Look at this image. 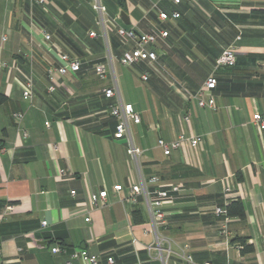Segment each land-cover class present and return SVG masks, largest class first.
I'll return each instance as SVG.
<instances>
[{
	"label": "crops",
	"instance_id": "0c3cea01",
	"mask_svg": "<svg viewBox=\"0 0 264 264\" xmlns=\"http://www.w3.org/2000/svg\"><path fill=\"white\" fill-rule=\"evenodd\" d=\"M44 1L0 0V37H7L0 40V64H6L0 67V94L6 98L0 105L5 264H85L70 259L80 249L97 255V264H108V257L112 264H187L183 255L194 264H264V131L251 122L255 112L264 116V0H181L177 5L98 0L107 19L119 17L115 26L105 27L94 0ZM173 11L179 18H159ZM119 25L138 33H167L153 46L156 62L130 65L147 83L131 84L135 96L122 89L126 78L113 67L134 47L118 36ZM230 46L235 64L215 68ZM56 49L79 61L80 71L50 82L46 70L59 64ZM96 62L106 67L103 79L95 74ZM210 75L216 79L210 92L214 108H199L187 96ZM29 81L31 103L22 98ZM49 85L54 91H47ZM110 88L115 94L107 98L103 91ZM119 103L132 104L140 116V124L129 126L131 142L141 152L135 157L127 153L125 139L113 137L109 110ZM15 113L23 115L20 122ZM179 133L199 136L201 144L164 156L157 140L170 142ZM224 184L230 189L227 198ZM115 185L122 190L113 191ZM132 185L149 191L180 188L165 202L157 228L170 250L164 262L156 250L148 251L154 234L142 232L149 215L143 192L130 201ZM102 190L108 192L104 205L91 208L89 194ZM235 201L242 203L243 219L226 222L213 213L214 207ZM237 239H245L252 250L241 253ZM56 246L64 251L53 253Z\"/></svg>",
	"mask_w": 264,
	"mask_h": 264
},
{
	"label": "built area",
	"instance_id": "2783aa9c",
	"mask_svg": "<svg viewBox=\"0 0 264 264\" xmlns=\"http://www.w3.org/2000/svg\"><path fill=\"white\" fill-rule=\"evenodd\" d=\"M33 2L43 5L45 3L44 0H32ZM172 2L177 5L181 2V0H172ZM94 11L98 14L99 23L101 26L105 27L106 23L111 26H115L116 22L119 20V17H115L113 19L106 18V10L99 3L98 0H94L92 5ZM179 13L176 11L167 14L165 12H161L159 14V18L161 20H167L169 18L177 19L179 18ZM118 36L124 40H130L134 43V47L131 50L124 51L119 58V63L123 66H130L133 63L138 61H146L150 63L156 62L157 53L153 48L157 39L164 38L167 36L166 32L160 33H138L135 32L132 28H125L119 25L117 27ZM90 37H94L95 33L90 32ZM42 37L45 41L50 40V36L44 32H42ZM1 43L6 42V35H1L0 37ZM56 53L58 55L59 64L57 66H50L46 70V78L48 81H54L56 78H63L68 73H77L80 71V62L70 58L67 54L62 53L60 50L56 49ZM235 64V52L232 46L224 49L218 58L215 60V68L222 67H232ZM6 66L5 63H1L0 67L4 68ZM95 74L103 79L106 76V67L101 62H96L93 65ZM147 79V74L142 75V80ZM216 87V79L212 75L208 76L203 85L193 94H188V99L192 100L196 103L199 108H214V100L210 95V92L214 90ZM48 92L54 91L53 85H49L47 87ZM104 95L107 98L114 96L115 92L112 88L105 89L103 91ZM22 98L28 103L32 102L33 99V91H32V83L29 81L22 86ZM109 115L115 119L114 124V133L113 137L115 139H125L127 142V153L130 156H137L141 152L138 148H135L131 142L129 137V126L130 124L138 125L140 124V116L135 112L132 104H122L119 103L114 107H111L109 110ZM12 117L20 122L23 118L21 113H15ZM185 122L189 121L188 117L184 118ZM251 122L253 126L259 131H264V116L255 112L252 114ZM48 126V123H45ZM22 137L27 138V134L25 132L22 133ZM201 138L199 136H186L184 133H179L176 137L170 141L165 142L162 139L157 140V146L160 148L162 154L164 156H169L172 150L182 149L185 145L189 146L192 149H197L201 144ZM57 148V147H56ZM65 172L63 170H59L60 176H65ZM150 182L156 183L157 178H151ZM112 190L115 192H120L122 190L121 185H115L112 187ZM179 186L171 185L168 189L164 188H156L153 190H143L139 185H132L130 187V201L135 203L137 201V196L143 192L145 203L147 206V211L149 215V227L144 228L142 230L143 233H153L154 234V243L151 246H148V251L154 249L157 251V255L161 262H164L168 257L170 250L169 246H167V241L160 237L157 233L158 226L163 224L164 220V210L163 206L166 201L169 200L171 194L179 192ZM230 189L228 185L224 184L223 187V196L227 198ZM74 194V191L70 192ZM108 192L106 190L99 191L97 193H90L88 197L89 206L91 208L98 207L104 205ZM213 213L216 216H221L225 219L226 222L229 221V217L226 213V208L223 206H216L213 208ZM89 218H85V221H88ZM46 225L45 221L41 222V226L44 227ZM222 234L224 236L227 235L226 230H222ZM53 253L63 252L64 250L59 247H54L51 249ZM71 260H80L85 264H97L99 261V257L94 254L88 253L85 249L74 250L70 254ZM183 259L187 264H194L191 257L189 255H183ZM108 264L113 263V259L108 257L106 259ZM0 264H5L4 260L1 257L0 251ZM211 264V263H205Z\"/></svg>",
	"mask_w": 264,
	"mask_h": 264
},
{
	"label": "rangeland",
	"instance_id": "374dc122",
	"mask_svg": "<svg viewBox=\"0 0 264 264\" xmlns=\"http://www.w3.org/2000/svg\"><path fill=\"white\" fill-rule=\"evenodd\" d=\"M113 67H114V70H115L116 75L118 77H120V75H122L126 78L123 82H121V87L124 91H125V89L127 90V92L129 91L130 95H132V96L136 95L134 89L133 90L130 89L131 84L139 86V87H145L146 86V84H147L146 82L139 80L140 70L137 66L125 67V66H122L118 62V60H114L113 61Z\"/></svg>",
	"mask_w": 264,
	"mask_h": 264
},
{
	"label": "trees",
	"instance_id": "16d2710c",
	"mask_svg": "<svg viewBox=\"0 0 264 264\" xmlns=\"http://www.w3.org/2000/svg\"><path fill=\"white\" fill-rule=\"evenodd\" d=\"M6 98L4 97L3 94H0V105L3 104L5 102ZM2 205L0 204V209H1ZM226 213L228 217H237L239 219H243L244 218V209L242 206V203L240 201H235V202H231L227 207H226ZM239 242V244L242 246L240 252L241 253H247L250 252L252 250V247L250 245H246L245 243V239H237L234 240Z\"/></svg>",
	"mask_w": 264,
	"mask_h": 264
},
{
	"label": "water",
	"instance_id": "95a60500",
	"mask_svg": "<svg viewBox=\"0 0 264 264\" xmlns=\"http://www.w3.org/2000/svg\"><path fill=\"white\" fill-rule=\"evenodd\" d=\"M120 18L122 19V21H123L125 24H128L127 17H126V15H125L123 12L120 13Z\"/></svg>",
	"mask_w": 264,
	"mask_h": 264
}]
</instances>
